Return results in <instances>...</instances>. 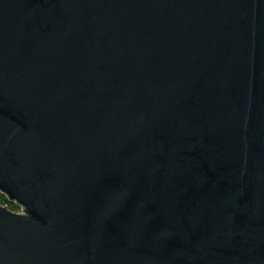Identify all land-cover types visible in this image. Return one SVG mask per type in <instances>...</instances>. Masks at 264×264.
Listing matches in <instances>:
<instances>
[{
	"label": "water",
	"instance_id": "water-1",
	"mask_svg": "<svg viewBox=\"0 0 264 264\" xmlns=\"http://www.w3.org/2000/svg\"><path fill=\"white\" fill-rule=\"evenodd\" d=\"M0 264H264V0H0Z\"/></svg>",
	"mask_w": 264,
	"mask_h": 264
},
{
	"label": "trees",
	"instance_id": "trees-1",
	"mask_svg": "<svg viewBox=\"0 0 264 264\" xmlns=\"http://www.w3.org/2000/svg\"><path fill=\"white\" fill-rule=\"evenodd\" d=\"M0 205H5L8 209L14 212H18L19 209V206L9 202L3 194H0Z\"/></svg>",
	"mask_w": 264,
	"mask_h": 264
},
{
	"label": "rangeland",
	"instance_id": "rangeland-1",
	"mask_svg": "<svg viewBox=\"0 0 264 264\" xmlns=\"http://www.w3.org/2000/svg\"><path fill=\"white\" fill-rule=\"evenodd\" d=\"M20 211H21V209H20V207H19L18 212H20Z\"/></svg>",
	"mask_w": 264,
	"mask_h": 264
}]
</instances>
